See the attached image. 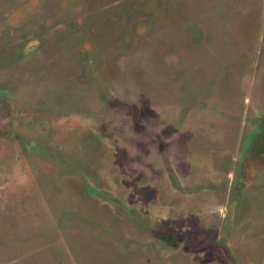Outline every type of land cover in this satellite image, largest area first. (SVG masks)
<instances>
[{"label":"rangeland","instance_id":"1","mask_svg":"<svg viewBox=\"0 0 264 264\" xmlns=\"http://www.w3.org/2000/svg\"><path fill=\"white\" fill-rule=\"evenodd\" d=\"M0 264H264V0H0Z\"/></svg>","mask_w":264,"mask_h":264},{"label":"trees","instance_id":"2","mask_svg":"<svg viewBox=\"0 0 264 264\" xmlns=\"http://www.w3.org/2000/svg\"><path fill=\"white\" fill-rule=\"evenodd\" d=\"M165 239V238H164Z\"/></svg>","mask_w":264,"mask_h":264}]
</instances>
